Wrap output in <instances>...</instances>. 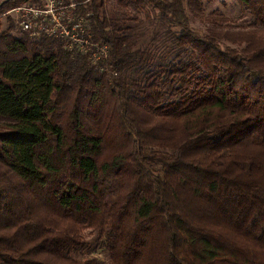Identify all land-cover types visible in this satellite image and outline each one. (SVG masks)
<instances>
[{
	"label": "trees",
	"instance_id": "obj_1",
	"mask_svg": "<svg viewBox=\"0 0 264 264\" xmlns=\"http://www.w3.org/2000/svg\"><path fill=\"white\" fill-rule=\"evenodd\" d=\"M63 2L86 43L2 28L40 1L0 0V264H264V0L223 36L186 0H119L156 15L148 42Z\"/></svg>",
	"mask_w": 264,
	"mask_h": 264
},
{
	"label": "rangeland",
	"instance_id": "obj_2",
	"mask_svg": "<svg viewBox=\"0 0 264 264\" xmlns=\"http://www.w3.org/2000/svg\"><path fill=\"white\" fill-rule=\"evenodd\" d=\"M39 1L40 4L37 6L42 5L41 0ZM104 6L109 15L133 27V36L138 42L144 39L148 42L154 35L153 27L158 20L153 13L150 12L151 15L147 17L130 6L121 5L119 0H105ZM186 11L190 26L202 33L214 31L223 36L226 32L252 31V28L246 25L250 20L249 14L238 0H186ZM6 16L10 17L16 25L13 30L16 34L20 29L16 23V13L13 11L9 14L6 11L2 14V28L6 27ZM221 42L238 48L246 45L245 42L240 45L233 44L225 37H221ZM104 261V264H109L105 259Z\"/></svg>",
	"mask_w": 264,
	"mask_h": 264
},
{
	"label": "built area",
	"instance_id": "obj_3",
	"mask_svg": "<svg viewBox=\"0 0 264 264\" xmlns=\"http://www.w3.org/2000/svg\"><path fill=\"white\" fill-rule=\"evenodd\" d=\"M42 5L21 4L10 8L7 13H16V23L19 28L26 31L31 37L42 34H52L70 38L69 47L72 43H81L86 40L77 36V30H81L83 17L76 20L71 17L68 8H73L74 3L64 4L63 0H41ZM68 24H71L72 32L68 30ZM103 52L105 47L101 48Z\"/></svg>",
	"mask_w": 264,
	"mask_h": 264
}]
</instances>
